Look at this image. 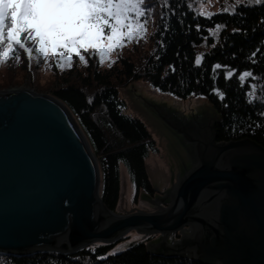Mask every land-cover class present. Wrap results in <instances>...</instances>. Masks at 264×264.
I'll return each instance as SVG.
<instances>
[{
    "label": "water",
    "instance_id": "95a60500",
    "mask_svg": "<svg viewBox=\"0 0 264 264\" xmlns=\"http://www.w3.org/2000/svg\"><path fill=\"white\" fill-rule=\"evenodd\" d=\"M19 89L0 92V255H71L134 230L161 234L146 244L155 256L264 264V149L218 142L211 107L144 100L175 134V183L152 202L140 194L150 211L119 215L100 198L98 161L69 109Z\"/></svg>",
    "mask_w": 264,
    "mask_h": 264
},
{
    "label": "trees",
    "instance_id": "16d2710c",
    "mask_svg": "<svg viewBox=\"0 0 264 264\" xmlns=\"http://www.w3.org/2000/svg\"><path fill=\"white\" fill-rule=\"evenodd\" d=\"M146 2L152 6L153 28L149 36L152 47L139 66L127 57H120L111 67L101 69L96 65L95 56L82 51L88 56L87 66L61 72L51 67L53 75L57 74L51 93L69 109L86 137L100 168V198L114 212L120 196L121 167L134 185L135 199L140 191L148 195L155 192L145 166V159L155 146L154 140L140 119L123 113L124 103L118 97V90L133 82L144 80L152 88L182 100L204 97L220 119L215 125L218 142L248 139L264 149V127H257L264 125L261 115L264 97L259 96L264 88V59L261 58L264 6H245L243 2L235 6V12L201 16L189 6V0H169L167 6L161 0ZM218 24L225 27L217 31ZM210 31H216L217 35L212 36ZM0 47L6 49L7 42ZM257 49L261 51L250 59ZM20 52L21 62L9 53L0 65H4L10 81L24 75L34 81L39 65L33 62L29 65L27 55ZM201 54L203 59L197 66L195 58ZM216 64L222 67L214 72ZM227 69L234 70L229 79L225 78ZM245 71H252L256 79L248 77L242 86L239 75ZM253 84L257 86L258 98L249 103L247 93ZM217 90L225 94L224 100L216 94ZM102 123L112 131V139ZM116 245L101 244L93 250L86 248L71 255H0V264H201L155 256L148 252L145 241L130 243L122 251L110 254Z\"/></svg>",
    "mask_w": 264,
    "mask_h": 264
},
{
    "label": "snow or ice",
    "instance_id": "6c2138e0",
    "mask_svg": "<svg viewBox=\"0 0 264 264\" xmlns=\"http://www.w3.org/2000/svg\"><path fill=\"white\" fill-rule=\"evenodd\" d=\"M242 2L245 6H264V0H236L237 5ZM161 3L167 6L169 0H161ZM229 8L235 12V5H229L223 11L228 12ZM151 14L152 6L146 0H0V46L7 42L6 49L0 47V64L4 63L9 53L15 55L18 63L21 62L22 50L27 55L29 65L35 52L43 57L46 66L49 59L56 58L57 68L62 69L65 64L70 67L74 55L87 66L82 51L87 53L90 48L93 54L99 55L100 63L103 64L106 54L123 47L126 39L132 41L144 35ZM198 14L205 15L203 11ZM224 27V24L216 25L217 31ZM210 34L216 35L211 31ZM204 39L207 41L208 38ZM29 44L30 47L27 46ZM260 51L257 49L252 52L250 59ZM261 58L264 59V55ZM202 59V54L197 55L195 64L200 66ZM221 67L216 64L213 71ZM172 70L175 71L174 67ZM233 75L234 70H226V79ZM248 77L256 79L252 71L239 75L242 86ZM256 87L255 84L251 85L252 90L247 93L249 103L258 98ZM216 94L221 100L225 99L223 92L217 90ZM261 115L264 116V112ZM257 127L264 125L258 124Z\"/></svg>",
    "mask_w": 264,
    "mask_h": 264
},
{
    "label": "rangeland",
    "instance_id": "374dc122",
    "mask_svg": "<svg viewBox=\"0 0 264 264\" xmlns=\"http://www.w3.org/2000/svg\"><path fill=\"white\" fill-rule=\"evenodd\" d=\"M191 2V7L197 13L203 11L205 16L209 14H215L218 12H224L223 9L229 5H237L236 0H189ZM243 3V2H242ZM232 10L229 8V11ZM151 16L148 17L146 31L144 35L138 39H133L124 41L123 47H117L111 52L106 54L104 63L101 64L98 54H93V49H89L88 56L92 55L96 57V65L99 68H108L109 63L115 62L120 57H127L135 63V66L140 65V60L143 59L145 55L151 50V43L149 41V36L152 33L153 22L151 23ZM108 29H105V33ZM217 35V32L214 31ZM212 35V36H216ZM107 42H105L106 44ZM27 46H31L30 44ZM86 55V59L88 57ZM72 65H64L63 68H57V59L52 58L47 61V66L43 57H39L35 52H33V59L31 62L38 64L39 68L37 70V78L34 81L28 80L24 77H17L15 81H10L7 77V73L4 70V65H0V92L6 90H14L22 87H29L31 90L37 94H43L47 96L54 97L51 93L54 90L55 83L57 81V74L53 75L51 67L55 68L58 72L67 70L71 67H80L85 64L81 63L77 56H73ZM113 63H111L112 65ZM262 94H259L261 98L264 97V88L261 89ZM118 97L124 103L123 113L140 119L146 126L148 132L151 134L155 146L148 153L145 159V166L148 174L149 181L154 188V194L148 195L143 191L139 192L137 199L134 198L135 188L131 183L127 171L123 167L120 168L121 178H120V196L115 213L119 215L131 214L134 209L139 212L146 213L150 211L145 204L139 203V196L144 193L152 202L154 195L163 197L166 185L175 183V168H174V157H175V147L170 133V129L165 120H163L145 101L160 103L171 100H177L197 108H202L205 106L211 107V105L206 101L204 97H193L187 100H182L176 98L170 94L162 93L151 86H149L144 80H139L131 83L126 88H121L118 90ZM145 100V101H144ZM264 103V100H263ZM212 108V107H211ZM264 109V104L262 105ZM213 109V108H212ZM214 110V109H213ZM215 112V111H214ZM102 121V120H101ZM216 121H214L215 125ZM103 124V128L106 131L108 137L113 138V133L108 129L107 125ZM161 234H150L144 237L141 234H137L134 230L126 232L119 238L115 243L117 245L110 252V254L118 253L125 249L130 243L145 241L146 244L160 237ZM173 239L177 241L180 235L177 232L173 233ZM99 244H92L87 248L93 250ZM86 249V248H85Z\"/></svg>",
    "mask_w": 264,
    "mask_h": 264
},
{
    "label": "bare ground",
    "instance_id": "6f19581e",
    "mask_svg": "<svg viewBox=\"0 0 264 264\" xmlns=\"http://www.w3.org/2000/svg\"><path fill=\"white\" fill-rule=\"evenodd\" d=\"M18 90V89H17ZM19 90H26V91H29V92H33V90H31L29 87H22L20 88ZM120 238V237H119Z\"/></svg>",
    "mask_w": 264,
    "mask_h": 264
},
{
    "label": "flooded vegetation",
    "instance_id": "af4514ba",
    "mask_svg": "<svg viewBox=\"0 0 264 264\" xmlns=\"http://www.w3.org/2000/svg\"><path fill=\"white\" fill-rule=\"evenodd\" d=\"M171 134L175 135L172 131H170Z\"/></svg>",
    "mask_w": 264,
    "mask_h": 264
}]
</instances>
